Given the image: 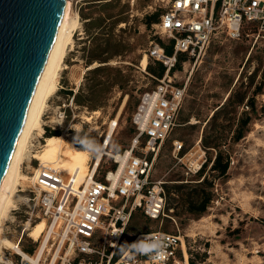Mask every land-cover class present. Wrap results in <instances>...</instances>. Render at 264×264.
I'll return each instance as SVG.
<instances>
[{
	"label": "rangeland",
	"instance_id": "374dc122",
	"mask_svg": "<svg viewBox=\"0 0 264 264\" xmlns=\"http://www.w3.org/2000/svg\"><path fill=\"white\" fill-rule=\"evenodd\" d=\"M70 2L73 20L79 21V25L72 33L73 45L67 46L64 66L57 80V93L48 99L44 108L42 128L47 133L51 126L54 127L52 131L59 132L60 136L66 134L68 144L78 148L81 146L72 142L75 135L72 129L80 135L89 134L102 149L109 137L107 154L95 174L96 180H103L108 171L116 168L109 155L130 149L133 143L132 116L140 96L157 84L156 77L147 70L149 63L153 67L156 65L150 51L153 43H158L157 38L166 45L170 40L155 35L157 24L148 28L146 22L157 11L164 13L167 10V0ZM106 40L115 48L107 51ZM96 58L108 59V62L100 64ZM91 61L94 63L89 64ZM99 66H106V70L88 75L89 69ZM116 70L121 71L123 79L117 80ZM171 76L175 85H187V92L178 126L163 144L151 176L152 181L164 183L166 216L152 221L136 212L127 234L132 237L163 231L180 235L182 247L176 264H188L191 257L197 264H264V33L259 37L254 33L244 35L239 41L221 37L210 45L205 55L189 58L181 70ZM116 80L118 85L109 88V83ZM99 81L102 84L95 86ZM236 92L247 97L244 105L229 107L212 118ZM75 95L85 105L73 102L69 107ZM248 98L254 99L255 112L246 108ZM60 109L66 110L64 121L59 119ZM245 111H249L252 120L244 130V138L234 142ZM86 118L91 120L86 121ZM43 137L46 139V134ZM38 138L35 131L29 141ZM217 138L221 143L220 150L230 159L225 177L211 170L216 151L204 147L205 140L213 143ZM176 141L183 143L185 152L198 143L206 149L207 167L201 177L185 175L173 153ZM26 151L21 174L29 179L21 180L17 185L13 205L3 223L0 264H30L2 240L15 246L20 243L17 247L24 253L33 250L32 254L26 253L32 258L38 256L46 241L39 263L66 264L74 255L67 246L61 249L64 227H55L51 232L47 225L39 242L28 236L29 230L44 219L29 201L30 186L40 163L32 158L29 143ZM98 156H90V166ZM62 175L65 180L70 178L65 172ZM205 177L207 182L203 183ZM201 190L210 192L212 200L203 214L192 213L190 204L199 202L197 194ZM203 255L206 259L200 263Z\"/></svg>",
	"mask_w": 264,
	"mask_h": 264
},
{
	"label": "built area",
	"instance_id": "2783aa9c",
	"mask_svg": "<svg viewBox=\"0 0 264 264\" xmlns=\"http://www.w3.org/2000/svg\"><path fill=\"white\" fill-rule=\"evenodd\" d=\"M155 28V35L170 40L174 53L169 56L158 43H153L150 57L165 67V74L156 79L154 88L140 96L132 116L135 138L130 149L109 155L116 168L108 171L103 180H96L95 175L94 181L79 191L72 179L65 180L57 169L39 166L35 172L29 201L34 203L39 217L46 220L48 230L64 227L61 249L67 246L74 255L66 264H176L182 247L180 235L163 231L134 237L127 234L136 212L152 221L166 216L164 183L152 181L151 176L163 144L178 126L187 92V85H175L172 71L179 55L199 58L221 37L239 41L244 35H262L264 0H167V10ZM73 102L74 97L69 107ZM60 110L59 119L64 121L66 110ZM50 128L49 131L55 130ZM45 134L44 131L37 141H29L33 159L46 144ZM173 153L187 176H197L207 163L206 149L200 143L185 152L183 143L176 141ZM117 157L126 159L122 169ZM144 235L169 239L162 261L127 251L118 255L122 244Z\"/></svg>",
	"mask_w": 264,
	"mask_h": 264
},
{
	"label": "water",
	"instance_id": "95a60500",
	"mask_svg": "<svg viewBox=\"0 0 264 264\" xmlns=\"http://www.w3.org/2000/svg\"><path fill=\"white\" fill-rule=\"evenodd\" d=\"M66 3L67 0H0V186L56 40Z\"/></svg>",
	"mask_w": 264,
	"mask_h": 264
},
{
	"label": "bare ground",
	"instance_id": "6f19581e",
	"mask_svg": "<svg viewBox=\"0 0 264 264\" xmlns=\"http://www.w3.org/2000/svg\"><path fill=\"white\" fill-rule=\"evenodd\" d=\"M77 25H79V21L74 22L71 14V2L70 0H67L66 9L58 29L56 40L29 107L25 124L18 139L8 170L0 186V232L3 229V223L8 218L10 209L13 205L17 185H19L21 180L29 179L21 174V166L26 158L29 138L35 131L38 133L39 138L42 137L44 131L42 128L43 111L48 99L57 93L59 72L64 66L63 63L67 55V46L73 45L72 33ZM86 119V121L91 120V118ZM65 137H67L66 134L63 136L46 138V144L43 146V150L37 155L35 160L40 163L41 167L47 166L57 169L60 172L67 173L74 182L75 189L79 191L82 188L80 187V184H82L85 179L87 180L85 185L94 181V176L98 167H100L102 158L107 154L106 147L108 142L110 144V140L108 137L107 142L105 143L106 146H104L100 155L93 160V163L90 166L91 155L88 152L83 151L81 148L70 146L65 140ZM61 155H65V158H61ZM117 159L121 162L120 169H122L126 159L123 157H117ZM46 228L47 224L43 220L29 230L28 236L34 241L39 242L46 232ZM48 234L50 238V233ZM2 241L7 247L9 246V248H12L17 254L22 255L30 264H40V258L45 249L46 241L43 243L40 253L36 258L28 256L20 248L11 244L9 241Z\"/></svg>",
	"mask_w": 264,
	"mask_h": 264
},
{
	"label": "trees",
	"instance_id": "16d2710c",
	"mask_svg": "<svg viewBox=\"0 0 264 264\" xmlns=\"http://www.w3.org/2000/svg\"><path fill=\"white\" fill-rule=\"evenodd\" d=\"M162 15H163V13L161 11H157L156 13H154L147 20V22H146L147 27L149 28L153 24H158L161 20ZM156 41L165 50V53L167 55H169V56L173 55L174 49H173L172 43H169V45H166L159 38H157ZM105 45H106L105 49L107 51L109 50V48H112V49L115 48V46H113L110 43V41H107V40L105 41ZM115 54H117V53H115ZM96 60L99 61L100 64H104V63L108 62V59L96 58L95 61ZM186 61H188L187 55H185V54L179 55L177 65L174 68V70L172 71V74L175 71L181 70L182 64ZM93 63H94V61H91L89 64H93ZM155 64H156L155 67H153L152 64L149 63L147 66V70L150 74L155 76L156 79H161L165 74V67L162 64L157 63V62ZM105 70H106V66H99V67H96L94 69H91L88 72V75H96V74H98L102 71H105ZM116 75H117V80H118V78L123 79V76L121 75L120 70H116ZM117 80L112 82V83H109V85H108L109 88L113 87V85H118ZM101 84L102 83L99 81V82H97V84L95 86H99ZM69 94H72V93H69ZM246 99H247L246 96L237 94V92L234 94H231L228 97V99L226 100L225 104H223L217 111H215L212 118L216 117L220 111L221 112L226 111L229 107H239V106L244 105ZM74 102L78 105H85L83 103V100H81V98L77 95L74 96ZM245 106L251 112H255V102H254L253 98H248V101H247ZM87 107L90 109L97 108L95 106H87ZM251 120H252V117H251L249 111L243 112V117L240 121V128H239L237 136L234 138V142H239L240 140H242L244 138V130L247 128V126L249 125ZM46 136H47V138L57 137V136H60V133L57 131H47ZM220 145H221V143H220V140L218 138L215 141H213V143H210L207 140H205V143H204V147L212 148L216 151V156L212 162L211 170L213 172L218 173L220 177H225V176H227L228 170L230 168V159H229L228 155H225V153L220 150ZM206 167H207V163L204 166V168L202 169V171L197 176L201 177L203 175V172H204ZM202 182L203 183L207 182L206 177L204 178V180ZM197 196L199 198V202L194 203L192 201V203L190 204V212L197 213V214H203L204 212H206L207 207L209 206V204L212 200V195L208 191L201 190L198 192ZM25 252L32 254L34 251L33 250H25ZM120 253H122V252L119 251L118 255ZM118 255H116L115 258H117ZM205 259H206V255H203V258L201 259L200 263H203L205 261ZM188 264H197V262L194 259H192V257H191L188 261Z\"/></svg>",
	"mask_w": 264,
	"mask_h": 264
},
{
	"label": "clouds",
	"instance_id": "9594fccd",
	"mask_svg": "<svg viewBox=\"0 0 264 264\" xmlns=\"http://www.w3.org/2000/svg\"><path fill=\"white\" fill-rule=\"evenodd\" d=\"M70 129L71 126H69ZM72 142L80 145L83 151L88 152L90 155L98 156L102 151V146L96 141L95 138L89 134L80 135L75 129ZM170 244L166 236H141L137 241L132 243L125 242L120 246V251L132 252L136 255H146L154 261H162L166 255V249Z\"/></svg>",
	"mask_w": 264,
	"mask_h": 264
},
{
	"label": "crops",
	"instance_id": "0c3cea01",
	"mask_svg": "<svg viewBox=\"0 0 264 264\" xmlns=\"http://www.w3.org/2000/svg\"><path fill=\"white\" fill-rule=\"evenodd\" d=\"M139 234H141V233H139Z\"/></svg>",
	"mask_w": 264,
	"mask_h": 264
}]
</instances>
